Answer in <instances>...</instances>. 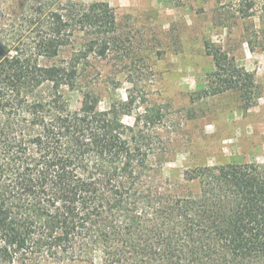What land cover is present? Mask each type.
I'll list each match as a JSON object with an SVG mask.
<instances>
[{
	"label": "trees",
	"instance_id": "trees-1",
	"mask_svg": "<svg viewBox=\"0 0 264 264\" xmlns=\"http://www.w3.org/2000/svg\"><path fill=\"white\" fill-rule=\"evenodd\" d=\"M238 2L242 18L257 11ZM1 21L0 264H264V164L197 168L188 191L156 192L145 131L122 123L132 97L100 111L82 86L120 46L107 3L31 0ZM206 46L205 96L235 90L254 106L253 75ZM79 89L71 111L65 91Z\"/></svg>",
	"mask_w": 264,
	"mask_h": 264
},
{
	"label": "rangeland",
	"instance_id": "rangeland-1",
	"mask_svg": "<svg viewBox=\"0 0 264 264\" xmlns=\"http://www.w3.org/2000/svg\"><path fill=\"white\" fill-rule=\"evenodd\" d=\"M30 1L0 0L1 22ZM73 1L104 2L115 14L120 46L91 60L82 86L93 89L100 111L132 97L122 123L145 131L140 142L151 152L154 191H188L201 167L264 164V0L247 18L238 0ZM206 43L253 75L260 95L254 106L244 109L235 90L205 96L216 71ZM82 93L65 91L71 111L80 109Z\"/></svg>",
	"mask_w": 264,
	"mask_h": 264
}]
</instances>
